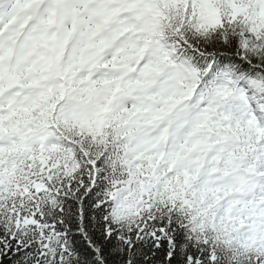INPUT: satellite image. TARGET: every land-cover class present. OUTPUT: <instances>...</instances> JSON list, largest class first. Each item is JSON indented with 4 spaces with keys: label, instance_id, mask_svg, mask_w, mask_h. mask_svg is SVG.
<instances>
[{
    "label": "snow or ice",
    "instance_id": "6c2138e0",
    "mask_svg": "<svg viewBox=\"0 0 264 264\" xmlns=\"http://www.w3.org/2000/svg\"><path fill=\"white\" fill-rule=\"evenodd\" d=\"M0 264H264V0H0Z\"/></svg>",
    "mask_w": 264,
    "mask_h": 264
}]
</instances>
